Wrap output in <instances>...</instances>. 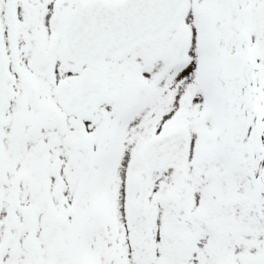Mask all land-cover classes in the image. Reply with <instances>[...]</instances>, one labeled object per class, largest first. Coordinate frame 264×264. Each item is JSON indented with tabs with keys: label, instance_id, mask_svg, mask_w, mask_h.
<instances>
[{
	"label": "snow or ice",
	"instance_id": "6c2138e0",
	"mask_svg": "<svg viewBox=\"0 0 264 264\" xmlns=\"http://www.w3.org/2000/svg\"><path fill=\"white\" fill-rule=\"evenodd\" d=\"M0 264H264V0H0Z\"/></svg>",
	"mask_w": 264,
	"mask_h": 264
}]
</instances>
